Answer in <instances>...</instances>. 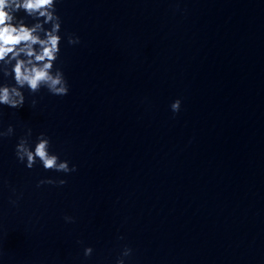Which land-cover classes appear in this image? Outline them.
I'll return each instance as SVG.
<instances>
[{
    "label": "water",
    "instance_id": "obj_1",
    "mask_svg": "<svg viewBox=\"0 0 264 264\" xmlns=\"http://www.w3.org/2000/svg\"><path fill=\"white\" fill-rule=\"evenodd\" d=\"M56 7L68 94L0 107V264H264V0ZM28 128L77 170L17 163Z\"/></svg>",
    "mask_w": 264,
    "mask_h": 264
},
{
    "label": "clouds",
    "instance_id": "obj_2",
    "mask_svg": "<svg viewBox=\"0 0 264 264\" xmlns=\"http://www.w3.org/2000/svg\"><path fill=\"white\" fill-rule=\"evenodd\" d=\"M59 0H0V107L21 109L25 105V92L35 95L42 89L49 95L63 97L69 92L68 81L57 61L60 45L66 40L68 45L79 44V37L73 33L61 34L62 20L57 14ZM37 104L31 100V107ZM181 109V99H174L169 110L175 115ZM14 128L9 124L0 127V140L11 137ZM28 128L24 135L17 138L13 155L17 163L31 170L39 166L43 171H52L65 176L74 173L75 164L61 159L51 150V140L44 132L34 139ZM6 183V181H5ZM64 179H41L36 183L39 188L45 184L63 186ZM15 193V189L12 190ZM18 199V197H17ZM13 206L16 200H9ZM65 223H74L72 216L63 217ZM123 239V237H118ZM79 243V241H77ZM132 248L123 246L114 264H126ZM93 253L91 246L83 247V257Z\"/></svg>",
    "mask_w": 264,
    "mask_h": 264
}]
</instances>
